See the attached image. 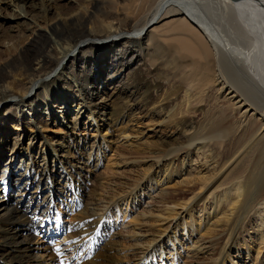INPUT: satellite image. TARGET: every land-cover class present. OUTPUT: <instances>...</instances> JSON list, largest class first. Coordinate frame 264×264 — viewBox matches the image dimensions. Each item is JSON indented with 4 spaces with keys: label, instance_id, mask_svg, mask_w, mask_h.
Wrapping results in <instances>:
<instances>
[{
    "label": "bare ground",
    "instance_id": "bare-ground-1",
    "mask_svg": "<svg viewBox=\"0 0 264 264\" xmlns=\"http://www.w3.org/2000/svg\"><path fill=\"white\" fill-rule=\"evenodd\" d=\"M8 1L18 10V14L5 16L12 20L25 19L27 15L23 8L28 6L39 5L42 12L48 13L52 6L67 0ZM72 1L75 5L69 0L70 10L64 13L74 11L68 19L51 26L45 34L37 31L33 37L35 41L28 49L16 54L12 52L9 58L1 59L0 56V161L4 160L2 174L10 171V175L0 179V203L3 199L0 208V264H40L31 252L35 235L68 233L59 227L57 220L51 226L50 212L41 207L52 203L58 181L56 176L46 172L50 155L47 149L51 143L36 127L37 118L27 116L25 108L36 103L39 107L48 106L56 98L54 87L67 82L73 88H79L91 103V110L101 99L94 94L119 91L116 83L128 76H132V81L122 88L127 105L144 110L152 105L149 108L151 119L156 118L157 124L164 126H169L170 121L175 122L174 129L180 133L179 138L185 135L183 147L172 148L163 158L153 157L159 169L154 173L165 175L166 180L171 179V175L175 177L178 172L173 168L181 157L182 170L191 176L192 166L186 164L184 158L193 153L200 171L180 185L187 188L199 186L197 193L201 195L225 179L233 182L230 191L218 200L222 204V199L234 203L229 204L233 205L229 214L233 216L227 240L223 245L217 243L220 238L207 241L213 247L219 245L211 264H226L222 260L231 261L227 254L232 247L230 238L241 221L257 209H261L260 219L264 215V105L261 104L264 102V0H88L86 10L76 8L80 0ZM124 2L131 9L126 4V7L121 6ZM6 37L0 32V39ZM60 67L61 72L53 80L49 83L42 81L58 72ZM105 67L112 70V75H104ZM206 93L211 100L215 98L213 106ZM221 93H224L221 101L238 115L232 122V115L224 116L223 111H228L227 108L218 109L220 100L217 95ZM178 98L182 101L179 108L176 105ZM199 103L204 104L202 108L205 107L215 120H207L208 125L197 128L185 118L195 110L193 107L201 105ZM48 112L46 117L49 118L53 112L50 108ZM248 112L252 114L243 123ZM217 113L224 116L223 119ZM77 116L78 120L79 113ZM9 125L13 130L17 129L12 132L19 136L11 144L7 137L10 132L3 129ZM26 130L31 133L25 134ZM249 131L251 136L257 135L256 138H249ZM2 150H5L4 154ZM56 153L61 151L53 150L54 167L59 159ZM78 164L68 166L66 163L71 171H75ZM152 180L157 181L158 177ZM157 183L162 186L164 181ZM42 190L48 192V199L42 198L40 202V196H28L31 191ZM179 195L167 192L158 199L175 202ZM93 201L88 204L96 206ZM87 205L81 209L85 217L82 223L87 224L86 228L81 229L77 224L73 230L84 233L89 242L96 245L102 240L103 231L108 229L103 221H89L95 216L92 210L85 208ZM174 209L168 206L166 210L177 216L183 213L189 218L194 216V210H180L182 213L176 214ZM215 211L213 217L217 220L224 216L217 215L219 209ZM97 222L102 223L101 233L94 230L93 223ZM185 228L182 225L181 229ZM160 241L158 236H152L143 243L141 255L145 254L151 260L161 257V251L154 250L155 246L161 249L164 245ZM108 244L113 252L103 250L86 264H114L118 250L113 249L112 240ZM77 245L74 256L78 253L77 260L80 257L85 260L84 252ZM194 247L189 242L188 252ZM54 249L55 246L49 251L54 259L52 263L62 264L53 253ZM138 257H133L131 264L139 263L136 261Z\"/></svg>",
    "mask_w": 264,
    "mask_h": 264
},
{
    "label": "rangeland",
    "instance_id": "rangeland-1",
    "mask_svg": "<svg viewBox=\"0 0 264 264\" xmlns=\"http://www.w3.org/2000/svg\"><path fill=\"white\" fill-rule=\"evenodd\" d=\"M87 1L80 0L76 8L79 6V10H86ZM68 2L69 0L59 2L60 4L52 6L48 13L42 12V7L39 5L28 6L23 8L27 15L25 19L12 18V20H7L5 16L18 14V10L12 4L10 5L8 0H0V24L2 23L0 32L1 35L8 36L0 39L1 59L9 58L11 54H16L19 50L28 49L35 41L33 37L37 31L45 34L51 26L68 19L74 13L72 11L67 15L64 14L70 10ZM73 3L74 1L70 0V4ZM125 4L130 8L126 2L121 6L126 7ZM123 31L125 33L133 32L131 30ZM74 54L76 55L77 52ZM61 69L62 67L58 72L48 75L47 79H42V81L49 83L57 73L61 72ZM106 70L105 67L102 72ZM104 75H112V70H107ZM95 77L97 76L95 75ZM125 78L126 80L120 78L122 82L116 83L119 91H115L114 95L110 94V91H101L98 95L94 94L93 96L101 99L97 101L96 107L93 106L91 110V103L87 102L79 88H73L67 82L54 87L56 98L50 101L48 106L39 107L36 103L31 108H25L24 111L27 116L31 119L37 118L36 127L51 143L47 149L50 155L47 158L46 167L48 170L46 169V172L48 175L56 176L58 181L54 186L55 193L51 197L52 203H46L41 207L50 212L51 226L57 220L59 227L68 232L67 235L52 232L53 244L44 239L49 235H35L31 252L37 256V261L40 264H53L54 259L50 256L49 251L55 246L53 253L56 258L62 260V264H80L77 260L78 253L76 256H74L76 253L73 254L76 244H78L77 247H80L79 249L84 252L86 258L80 260H82V264H86L87 260L89 263V260H92L94 256H97V253L103 250L113 252L109 250L111 247L108 244V241L112 240L114 242L113 249L118 250L114 257L116 258L114 264H121L122 262L131 264V260L133 261V257L136 256H139L136 260L139 262L137 264H211L216 258L219 245H223L227 240L228 227L233 216L229 215L231 213L230 208L233 207L229 204L234 203L222 199L224 203L222 204L218 200L222 198L225 192L230 191L233 182L225 179L222 183H216L214 187H211L206 192L207 194L201 193V195L197 193L199 186L187 188L188 186L180 185L200 171L198 161L194 158L193 153L184 158L185 163L192 166L191 176H187L185 170H182L181 157L173 168L174 171L178 172L176 178L171 175V179L166 180L165 175L161 173L157 176L154 170L159 171V169L155 166L154 163L156 162L153 157L163 158L172 148L183 147L185 135L179 138L180 133L174 129L175 122L170 121L169 126H164L157 124L156 118L151 119L149 108L152 105L148 106L147 110L127 105L122 88L125 83H131L132 79L130 78L132 76ZM148 78L152 79L151 75H148ZM181 89L178 90V93ZM217 96L220 100L217 103L218 109L224 106L221 109L227 108L228 110L223 111L224 116L226 114L232 115L230 122L237 119L238 115L230 110L229 106L226 107V102L221 101L224 98V93ZM206 97L209 104L213 106L215 98L214 100L208 98V93H206ZM9 104L11 103L9 102ZM261 104L264 105V102ZM176 105L178 108L181 107L180 98H178ZM203 105L193 107L192 110H195L191 112L192 114L188 118H185L192 121L197 128L205 127L208 125L207 120L214 119V117H210L212 114L207 113L205 107L202 108ZM49 108L53 113L48 118L46 116L49 113ZM242 112L244 109L241 114ZM78 113L79 119L77 120ZM251 114L248 112L243 123L248 121ZM216 115L221 119L224 117L218 113ZM255 125L258 126L257 123ZM3 129L10 132L7 136L10 144L18 139L19 136L12 132L17 131V129L13 130L10 125L4 126ZM24 133L29 135L31 132L26 130ZM247 133L249 138L254 139L257 136H251V131ZM53 150L61 151V153H56L59 159L55 167L52 164ZM1 153L4 154L5 150H2ZM66 163L68 166L80 164L75 171H71ZM3 164L4 160L0 161V179L10 175V171L2 174ZM167 164L168 162L165 165ZM13 176L15 178L16 174ZM155 176L158 177L156 182L152 180ZM158 181H164L163 185L159 186ZM160 190L162 191L159 192ZM31 192L28 196H40V202L43 201L42 198L48 199V192L44 190ZM167 192L180 195L176 197L175 202L158 199L159 195H166ZM229 194L233 196L232 192ZM93 199L96 206L88 204ZM85 205L88 206L85 208L89 211L92 210L95 216L93 220L89 221H103L102 223L105 222L108 229L106 232L103 231L102 240H99L96 245H92L84 233L79 234L73 230L77 224L81 229L87 226L86 223H82L85 217L81 213V209ZM1 206H3V199H1L0 208ZM168 206L175 207L174 213L176 214H181L185 210H189V212L194 210V216L189 218L186 213L177 216L166 210ZM218 209L220 212L217 215L224 214V216L217 220L213 214H216L215 210ZM260 212L261 209H257L241 221L240 227L235 230L230 238L232 247L227 254L230 255L231 261L223 258V263L264 264V215L262 214L263 217L260 219L258 217ZM182 219L184 220L182 221ZM101 224L100 222L93 223L94 230L98 233H101ZM176 224L181 225V227L179 225V228L176 227ZM182 225L186 227L185 231L181 229ZM109 226L112 227L109 228ZM152 236H158L164 245L161 249L155 246L154 250L161 251V257L156 256L151 260L145 254L141 255L140 250L144 246L143 243L150 240ZM212 238H220L217 242L220 244L215 247L208 244L207 241ZM189 242H192L195 247L188 252ZM174 259L175 261H173Z\"/></svg>",
    "mask_w": 264,
    "mask_h": 264
}]
</instances>
